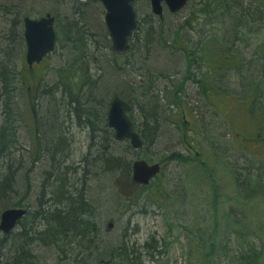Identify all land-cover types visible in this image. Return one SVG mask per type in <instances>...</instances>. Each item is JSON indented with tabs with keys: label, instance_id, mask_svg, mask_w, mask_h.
I'll use <instances>...</instances> for the list:
<instances>
[{
	"label": "rangeland",
	"instance_id": "rangeland-1",
	"mask_svg": "<svg viewBox=\"0 0 264 264\" xmlns=\"http://www.w3.org/2000/svg\"><path fill=\"white\" fill-rule=\"evenodd\" d=\"M85 1L79 0V3ZM96 1L87 0L95 6L94 11H98L100 17L98 19L106 28L104 8L99 1ZM207 1L191 0L190 5L177 16L167 15L165 18H160V22L157 18L154 19V26L160 35L164 34L171 40L170 43H173L172 40L176 38L174 32L179 30L178 37L183 44L188 43V39L191 40L189 44L195 46L199 41L202 44V42L210 40L212 46L214 43V47L218 46L217 50L225 51L226 41L232 40L233 44L236 43L235 47H232V51L241 53L251 51L252 56L258 51L260 55H264V51L261 49L264 47V18L262 22L243 26L233 9L237 3H241L244 8H252L250 0L239 2L237 0H215L216 4L214 0H211V3L202 10ZM219 1L220 3H217ZM253 1H256L258 5L264 3V0ZM134 6L141 19L153 14L151 9L149 10V0H139ZM261 6L263 9L261 12H264V6ZM25 7L22 8L21 13L32 18H40L47 13L55 16L56 28L58 26L64 28L66 20L75 18L73 13H76L77 10L73 2L70 4L60 0H27ZM14 10L16 11L12 0H0V40H2V28L6 25L5 19L10 22L15 14ZM76 18L79 17L76 16ZM141 24L145 27L142 22ZM58 35L62 39L60 33ZM66 44L65 40L62 46L57 41L55 52L39 65V69L46 71L45 77L39 84L42 85V88L43 86L53 87L57 82V69L67 63L64 55ZM98 47L102 49V44L100 43ZM96 50L94 48L92 52H96ZM154 50L158 52V57H164L166 61L157 62L153 58L148 69L147 64L145 65V70L137 64H134L133 68L132 64L128 71H124L125 77L120 79L135 84L137 82L145 83L147 89L158 94L169 86L171 88L172 83L164 78L163 74H160L164 68L158 70L157 68L161 66L160 64L167 68L168 65H171L169 63L172 58L175 61L170 70H165V72L167 71L169 74L175 70L176 79H173V83H177V79L184 76L188 69L184 53L161 42L156 45ZM168 58L170 59L167 60ZM261 58L264 60V57ZM131 60H133V54ZM13 64L16 70L25 69L27 67L25 54L15 51ZM80 64L77 63L76 66ZM149 68H151L150 72ZM86 70L91 81L97 80L100 73L92 64H87ZM152 73L159 76L155 80L156 84L154 83L156 86L151 88L152 84H149L148 80L154 78ZM80 74L79 70H76L73 80ZM234 74L230 70L224 74V83H228V87H233V89L237 83ZM191 84L188 82L184 89L183 109H176L181 111L182 115L184 114V121L187 124L183 125L181 114L176 111L172 117L166 119L169 132H164L154 143L152 142L139 150L129 148V141L116 140L110 130H106L102 134L108 139L103 140V137L98 136V132L93 131V136L91 129L84 125L78 127L79 123L74 114L66 112L67 101L61 100L56 93L54 103L49 96L47 98L44 95L39 98L37 100L38 108L31 113L30 105L35 106L32 97L34 94H32V90L28 92L25 87L23 89L19 87L15 91L18 115L14 126L17 144L16 148L9 149V152L12 157L13 153L19 154L17 161L22 166L20 169L16 167V164L13 168L17 175L20 197L8 206L20 205L24 202L35 211L38 198L43 196L46 199L50 195L52 196L53 190H51L50 184L55 183L60 175L66 173L67 183L77 182L78 188L80 186L83 188L81 190L85 194V201H89L95 206L94 221L101 232L100 236L104 235L106 242L109 241L115 246H124L127 253L134 255L139 264H205L203 260L205 251L199 242H196V239L201 237L199 231L202 229L210 231L216 220L219 221V228L216 232L215 243L220 249L217 250L218 255L215 254V260L211 264H237L238 256L247 252L253 245H257L259 248L262 246L261 249L264 251V243L260 244L261 240L259 239L261 237L264 240V192H258L256 186L251 183L247 193L250 194L254 190L253 196L244 195V192H239L234 177V173L240 172V178L246 176L253 180L256 177L264 179V124L261 126L263 135L261 143L257 144L250 138L260 126L258 120L253 121L254 124L244 130L242 143L237 142L234 133L236 129L233 130L229 125L225 111L221 110L222 105L219 99L214 100L211 94L208 97L205 96L196 85ZM88 85L86 83L85 91ZM111 86L112 89L115 88L114 85ZM159 89L160 91H158ZM233 89L229 88L228 90L232 92ZM107 91L109 89L101 88L98 94L106 97L110 93ZM164 93L166 92L164 91ZM243 107L245 105L232 101L230 107L226 109L227 113H233V120L236 124H239L243 118ZM48 117L58 120V124L64 127V130H61V136H65L68 142L62 147L64 156L59 154L55 159L48 157L49 149L46 146L50 145V141L47 142L46 137L43 138V145L40 149L39 142L37 143V132L43 136V128L44 125H47ZM132 117L139 128L143 129L141 125L143 119L137 105L133 110ZM44 120L47 121L45 124ZM51 120L53 121V119ZM70 125L72 126L67 133V128ZM244 126L247 124L244 123ZM44 135L46 134L44 133ZM183 139L194 147L195 152H199L200 161H204L212 169L213 177L210 178L204 172L201 164L194 160L195 152H188ZM100 144L106 147V149L102 148L104 151L109 150V156L125 157L132 164L135 160L141 159L146 161L151 159L150 163H158L175 153L189 157L191 161L186 163L175 159L166 161L162 165V172L148 189H141V186L134 183L130 176L123 178L121 173L117 177L120 185L116 186L114 179L104 171L99 174L102 177L100 180L95 179L91 166H89L91 174L86 173L87 166L83 160L88 157L92 161L98 157L101 150ZM1 166L6 168L3 160H1ZM25 166L31 168L32 171L29 172ZM247 169L251 174L247 173ZM27 177L31 180L29 182L31 188L28 192L25 189V178ZM212 178L214 183L221 188L219 191L214 190V194L210 184ZM68 190L75 197L81 193V190L71 188ZM140 197L141 199H139ZM213 197L217 206L214 209L212 208ZM57 202H59L58 198ZM2 211V207H0V214ZM110 223L112 227L109 228ZM22 229V226H18L7 238L0 234V258L4 253L7 254L8 249L14 244V238H17L16 235H19ZM196 233L199 235L196 236ZM33 249H35L34 253L39 255L42 264H64L55 248L52 250L50 247L35 244ZM262 264H264V257Z\"/></svg>",
	"mask_w": 264,
	"mask_h": 264
},
{
	"label": "trees",
	"instance_id": "trees-1",
	"mask_svg": "<svg viewBox=\"0 0 264 264\" xmlns=\"http://www.w3.org/2000/svg\"><path fill=\"white\" fill-rule=\"evenodd\" d=\"M23 1L25 6L27 0ZM60 1H63L64 3L69 2L70 4H72L73 2V4L76 5L77 8L76 13L72 12L73 15H75V18L71 20L72 24L68 23L67 29L58 26V28H56V31L57 41L59 45L62 46L63 41L65 40L66 42H70L69 45H74L76 49L80 51V53L82 50V55L77 54L73 58V61H75L73 63H81L79 66H76V64H74L81 74L78 76V78H74L73 80L75 73L63 67L59 70V76L57 77L58 80L54 84V86H43L42 88V85L40 86L39 84L45 77L46 71H42L41 69H39L40 66L34 67L32 69H28V67H26L23 70H16L13 64L12 49L8 47L5 49H0L1 147H7V149L16 148L17 139L15 140L16 129L14 126V122L17 118L18 113L16 110L17 105L15 99V91L19 87L22 89L23 87H25L26 91L28 92L32 90V94H34V96L32 97L36 107L30 105V112L38 108L37 100H39V98H41L42 96L44 97V95H46L47 98L49 96L53 101L51 102L54 103L56 93L57 96L61 98V100L67 101L65 106L67 108L66 112L68 113L74 111V116L77 117V122L79 124L81 123L82 125H86L91 129L92 133L96 127L94 124V119L102 123V125L104 126L103 128H100L106 129L105 124H107V108H105V100L109 95L115 94L122 97L123 99L128 101V103L132 107L133 101H135L139 106L140 113L143 119V121L141 122L143 129L139 128L134 118L132 117L134 110L133 108L132 111H130L129 115L134 123V129L140 134L143 140V147H145L152 142L154 143L160 136H162L164 132H169V128L167 126V118L172 117V115H174L177 111L176 109H183V94L184 89H186L187 86L183 84H185L186 82H191V85H197L200 83L197 88L200 89L205 96L208 97L209 94H211V96L214 97V100L219 99L220 104L222 105L221 110L225 111V116L228 119L227 121L229 125L233 128V130L236 129L234 133L236 134L235 140L237 142L242 143L241 141L244 140L242 133L248 126L250 127L254 124L253 121L257 120L260 126L257 128V130H255L254 135H252L250 138H252L253 141L257 144L263 141L261 126L262 124H264V60H262L261 57H264V55H260L258 51H256L253 56L248 51L246 55L245 53H241L240 51H232V47H235L236 45V43L233 44L232 40L226 41L227 44H225V51L217 50L216 48L218 46L214 47L215 43L214 46H212L213 44L210 42V40L204 41L202 42V44L199 41L195 46L193 44H189L191 40L188 39V43L183 44L178 37L179 30H176L174 32L176 38L172 40L173 43H170L171 40H169L164 34L160 35V33H158V37H154L153 30L156 28L154 26V19L157 18V20L160 22V18L151 14L149 16H145L144 19H141L138 11L135 9L138 25L133 34V38L130 40L131 48L127 54L119 56L113 51L112 46L110 45L111 40L109 39L108 35H106L104 31L105 29L98 19L99 16H93V19L91 18V20L83 22L84 25H80L77 21L78 19H76V16H84L86 13V16L92 17L91 12H88L86 10L87 8L82 5V2L79 3L78 0ZM237 1L239 2L242 0ZM210 3L211 0L205 2L202 10H204ZM214 3L216 4L215 0ZM217 3H220V1ZM250 3V6L252 8H244L243 6H241V3H237L236 6L233 5V9L237 13L239 22L241 21V25L243 26L250 24L254 25L256 22L260 21L262 22L264 18V12H261V10H263L261 5L264 6V3L258 5V3L253 0H250ZM14 8L16 9V14L18 16L21 13L20 6L14 5ZM178 14L179 13L171 14L165 12L163 17L165 18V16L167 15L177 16ZM141 22L145 27H143ZM59 33L62 36V39L59 38ZM100 33H102L105 37V39H102V42L99 38ZM72 37H74V39L76 37L75 43ZM135 40L141 41L143 42V44L137 46L133 42ZM156 40L167 45L168 47H172L176 50L182 51L185 55L186 64L188 65L186 74L182 76L184 79L183 82L178 81L177 83H173V79H175V77L167 78L172 83L173 88L172 86L171 88H169V86L166 90H164L166 92L165 96L164 91H161L158 94H154L152 90L145 87V83L142 84L141 82H137L135 84L134 82H122L121 80L119 82L117 76L112 75L111 71L106 72L107 67L109 68L108 70H111V68H115V63L113 64L112 61H110L112 62L110 64L106 63L107 61L105 60V58L107 55L111 56L113 58V61L122 60L123 65L131 66L133 64L132 67L134 66V64H137L141 66V69L144 70L146 64L148 69V65H150L153 58L156 59L155 61H166L164 57H158V52H155L154 50L156 47ZM100 43L102 44V49L106 48V50L108 51L107 55L101 54V49H99L98 47ZM94 48L97 49V53L92 52ZM135 49L137 50L136 52ZM261 49L264 51V47ZM18 52L24 54L22 51ZM132 54L133 60H131ZM68 58L72 59V56H68ZM169 59L170 58H168L167 60ZM174 61L175 60L171 58V63H169L171 65H168L165 70H169ZM89 63L92 64L100 73L97 80L95 81L90 80L89 74L85 68ZM117 66L119 67V65ZM120 68L122 67L120 66ZM151 68H149V72ZM228 70L235 73L234 79L237 83L234 89L233 87H228V83H224V74ZM151 75L154 76V78L152 79L153 81H155L157 76L153 74ZM86 83L89 84L86 89L87 93L85 91ZM202 84L204 87L202 86ZM111 85H114L115 88L112 89ZM101 88L109 89V91H107L110 92L109 95L106 97L100 96L98 92L101 90ZM229 88L233 89L232 92L228 90ZM66 94H69L70 97H67ZM75 94L79 95L80 97H76ZM232 101L233 103H241L245 105L242 111L243 118L241 119L239 124H236L235 120H233V113H227L226 111V109L230 107V103ZM177 112L178 114H181V111ZM180 116L183 119V125L187 124L186 121H184V114H181ZM51 119H53V121ZM51 119H49L48 117V122L45 121L46 118L44 120V124L45 122H47V125H44V129L48 130V133L46 136L44 135V138L51 137L50 143H52L53 145V150L51 151L47 146L46 148L49 149L48 156L51 159H55V157L57 158V155L64 154V152H62L64 149L62 148L63 145H61V130L58 126H55V124L58 123V120H55L53 117ZM49 120L50 122L52 121V125L50 124ZM244 123H246L247 126H244ZM173 125L176 126V124L174 123ZM36 137L38 140L37 143L39 142L40 149L41 145H43V141L38 132ZM128 146L129 148H132L130 145ZM102 148L106 149L103 144H100V155L98 157H95L94 160L89 161V164L91 166L90 168H92L93 172L97 173V175H99L100 172L103 171L109 174L114 179V183L117 184L116 186H118L120 185L117 179L119 173L122 174L123 178H127L128 176L131 177L132 162L128 161L127 159H125V157L122 156H109V150L104 151ZM172 159L181 161L183 163L191 161L189 157H185L180 153H175L171 157L166 158L163 161H159V163L164 165L166 161ZM194 160L201 164L204 172L207 173L210 178L211 176L213 177L212 169L207 166V163H205L204 161H200V155H195ZM150 161L151 159L148 160L149 163ZM247 171L248 174H251L249 173V169H247ZM239 174L240 172L234 173V177L237 181V187L240 193L244 192V195L253 196V189L252 193H247L251 187V183L256 186L258 192H264L263 178L256 177L254 180L246 176H242L240 178ZM96 178L97 177H95V179ZM10 182L11 181H8V183L0 181V201L9 197L8 191L10 186H12V183ZM59 182H61V185H59L58 188H55V185H57ZM62 182L63 181L61 179H57L55 183L50 184L51 188L55 189L53 190V194H57L59 203L57 205L58 208H56V212L53 215L44 213V215L42 216V231H35V229L33 228L34 221H32L31 223L28 222L26 225H23V231H21L19 235H16L17 238H14V244L8 249L7 254L4 253L0 258V264H42V260L40 259L39 255L34 253L35 249H33V247H35V244H37V246L47 248L50 247V249L52 250H54L55 248V250H57L59 258L61 257L62 252L60 247L66 244L65 247L67 248V251L65 252V255L68 254L70 255V257L69 259H66V261H64V264H96L100 262H109L110 264H123L127 261V259H125V261L119 259V256L121 254H128L124 246H115L109 241L106 242V240L104 239L105 237H103L104 235H102V237L100 236L101 232L99 231L97 224L94 221L95 215H92V213H95V206H93L89 201H78L76 197L75 199L72 198L73 196H71V194H68L66 196L63 195V193L61 192L63 191ZM210 184L213 194L214 190L219 191L221 189L214 183L213 178L210 181ZM149 186H141V189H148ZM141 197L139 199H141ZM212 200V208H217L216 202L214 203V197L212 198ZM20 205L18 206L20 207ZM8 207L9 206H5L4 208H2V210L7 209ZM218 228L219 221L216 220L214 227L210 231H208L207 229H202V231H199L201 237L199 239H196V242H199L200 246L205 251V253L203 254V260L205 264H211V262L215 260V254L216 256L218 255L217 250L220 248H217L215 243L216 232ZM29 234L30 236H27ZM197 234L199 235V233H196V236H198ZM259 239L261 240L260 244H263L264 240L261 237ZM261 247L259 248L257 245L250 246L247 252L245 251L238 256L237 264H262L264 251L261 249ZM128 255L130 258V254ZM136 261V257L133 256L131 258L132 264H139Z\"/></svg>",
	"mask_w": 264,
	"mask_h": 264
},
{
	"label": "water",
	"instance_id": "water-1",
	"mask_svg": "<svg viewBox=\"0 0 264 264\" xmlns=\"http://www.w3.org/2000/svg\"><path fill=\"white\" fill-rule=\"evenodd\" d=\"M105 9V23L110 34L112 49L117 54H125L130 47L129 38L137 28V15L134 3L137 0H97ZM188 0H150L151 11L155 16L163 17L164 7L170 13L183 10ZM55 17L47 13L39 19L26 17L24 28L27 43L26 62L31 68L34 63H40L44 57L53 52L57 35L55 31ZM130 104L120 97H115L110 105L107 115L108 125L114 131L115 138L127 140L133 149L143 147L139 133L134 130L133 122L129 116ZM161 172L159 163L149 164L146 160H135L132 164L133 182L147 186L151 180ZM26 210L9 208L3 211L0 220V231H12ZM112 224H109V228ZM101 264V263H100Z\"/></svg>",
	"mask_w": 264,
	"mask_h": 264
},
{
	"label": "bare ground",
	"instance_id": "bare-ground-1",
	"mask_svg": "<svg viewBox=\"0 0 264 264\" xmlns=\"http://www.w3.org/2000/svg\"><path fill=\"white\" fill-rule=\"evenodd\" d=\"M13 2H14V5H16V6H20V9L22 10V8H24L25 6H24V1L23 0H12ZM87 1V0H86ZM93 1H96V0H93ZM189 2H191V0H188ZM78 2H79V0H78ZM82 5L84 6V7H86L87 9V11L88 12H91V15H92V17H90V16H86L87 14L85 13V15L84 16H82V15H80V16H78L79 18H76V19H78L77 21H78V23L80 24V25H84V23L83 22H86V21H89V20H91V18L93 19V16L94 17H97V16H99V13H98V11L96 12V11H94V7L95 6H93V5H91L89 2H84V3H82ZM103 6V5H102ZM40 7V6H39ZM104 8V7H103ZM13 12H15V14L14 13H12V14H14V16H13V18H11V21L9 22L7 19H5V23H6V25L2 28V40H0V49H5V48H10V49H12V54L13 53H15V51H22V52H24L25 54L27 53V43H26V33H25V28H24V19L26 18V17H29L28 15H26V14H19L18 16H17V14H16V11L14 10ZM104 12H105V9H104ZM105 14H106V12L104 13V25L106 26V23H105ZM40 17H42V16H40ZM31 18V17H30ZM72 20V19H71ZM71 20H66L67 22L64 24V28L65 29H67L68 28V23L69 24H72V22H71ZM102 22V21H101ZM103 24V23H102ZM137 25H138V22H137ZM7 26V27H6ZM74 26V25H73ZM233 26V25H232ZM232 26H230V27H232ZM105 29V30H104ZM103 30L105 31V33H106V35H109V39H110V34H109V32H108V29H107V27L106 28H104ZM172 29V28H171ZM173 31V30H172ZM153 33H154V37H158V30H157V28H155L154 30H153ZM73 38V41H74V43H75V41H76V37H75V39H74V37H72ZM100 39H105V37L103 36V34L102 33H100V37H99ZM133 38V35L129 38V44H130V47H129V50H130V48H131V43H130V40ZM156 38H154V39H156ZM111 40V39H110ZM134 42V44L135 45H141V44H143V42H141V41H138V40H135V41H133ZM67 44H66V46H65V53H64V55H65V57H66V61H67V63H65V65L64 66H62V67H65L66 69H68V70H70V71H72V72H74L75 73V71L76 70H78V68L74 65V64H76V63H73V62H75V61H73V58L78 54H81L82 55V50H81V53H80V51L79 50H77L76 49V47L73 45L72 46V44L71 45H69V43L70 42H66ZM160 44V42L158 41V40H156V45L157 44ZM110 45L112 46V42H110ZM106 48H103V49H101V54L102 55H107V53H106ZM129 50L125 53V54H127L128 52H129ZM14 51V52H13ZM99 53H100V51H99ZM245 53V55L247 54V51H245L244 52ZM115 54H117V53H115ZM125 54H118L119 56H121V55H125ZM250 54H252V52L250 51ZM68 56L70 57V56H72V59L70 58H68ZM80 57V56H79ZM245 59V58H244ZM77 60V59H76ZM105 60L107 61L106 63L107 64H110V63H112L113 62V64H114V67L115 68H111V70H108L109 68L107 67L106 68V72H108V71H111L112 72V75H115V76H117V78H118V81L120 82V78H123V77H125V75H126V73L124 72V71H128L129 69V67H130V65L128 66V65H123L122 63V60H117V61H113V58L111 57V56H106V58H105ZM110 61H112V62H110ZM159 62H160V60H158ZM157 61V62H158ZM121 64V65H120ZM244 64H245V62H244ZM77 65V64H76ZM117 65H119V67L117 66ZM161 66H159V68H157V70L158 69H160V68H164V71H161L160 72V74L162 75H165L164 76V78H174L176 75V71L175 70H173L171 73H169L168 74V72L166 71L165 72V69H166V67L164 66V67H162V64H160ZM120 66L122 67V68H120ZM62 67H60V68H58L57 69V77L59 76V70L60 69H62ZM86 68V67H85ZM170 70V69H169ZM164 72V73H163ZM152 74H154V73H152ZM155 75V74H154ZM157 76H159V75H157ZM158 78V77H157ZM176 79V78H175ZM179 82H183L184 81V79H183V77H180L179 79H177ZM122 81V80H121ZM149 82V84L151 83L152 85H151V88L152 87H154V86H156L155 84V81H153V79L152 78H150L149 80H148ZM122 82H124V81H122ZM155 83V84H154ZM185 83V82H184ZM200 84V83H199ZM199 84H197L196 85V87H198V85ZM183 85H187V82L185 83V84H183ZM202 86H203V84H202ZM204 87V86H203ZM202 87V88H203ZM167 89V88H166ZM165 89V90H166ZM158 91H160V89L158 90ZM165 94L166 93H164V96H165ZM76 95V97H80L79 95H77V94H75ZM66 96L67 97H70V95L69 94H66ZM115 97H120V96H118V95H115V94H111V95H109L108 97H107V99L105 100V108H107L106 110H107V115H108V113H109V110H110V105H111V102L113 101V99L115 98ZM120 98H122V97H120ZM77 99V98H76ZM123 99V98H122ZM125 100V99H124ZM126 101V100H125ZM128 102V101H127ZM136 105H137V107H138V109H139V106H138V104L135 102V101H133V107L131 106V111H132V108L135 110V108H136ZM139 111H140V109H139ZM69 114H74V111H72V112H68ZM107 115H106V119H107V124H105L106 125V129H102L104 126L102 125V123H100V122H98L96 119H94V124H95V130L94 131H96V133L98 132V136H100V137H103V140H106L107 138L105 137V136H102V134L106 131V130H110L111 132H112V134H113V136H114V138H115V134H114V131L109 127V125H108V118H107ZM75 119H76V121H77V117H75ZM50 124L52 125V121L50 122ZM81 123L80 124H78V127H81ZM84 125V124H83ZM55 126H58L59 128H60V130H64V127H61V125L60 124H58V123H56L55 124ZM71 126L72 125H70L68 128H67V133H68V130L71 128ZM86 128H88L86 125H84ZM100 127H102V128H100ZM33 128V127H32ZM88 129H90V128H88ZM62 130V131H63ZM16 132V131H15ZM41 132V131H40ZM44 133L47 135V133H48V130H45L44 128H43V136L42 135H40V137L42 138V140H43V138H44ZM65 133V132H64ZM41 134V133H40ZM45 135V136H46ZM141 137V136H140ZM17 138L15 137V140H16ZM116 139V138H115ZM47 140V142L48 141H50L51 140V137H49V138H47L46 139ZM108 140V139H107ZM116 140H118V139H116ZM121 141V140H120ZM143 141V140H142ZM51 142V141H50ZM68 144V142H67V139H66V137L65 136H62V139H61V145H63V146H65V145H67ZM56 146H57V144H56ZM62 146V147H63ZM131 146V145H130ZM47 147L52 151L53 150V145H52V143H50V145H47ZM133 149V148H132ZM49 155V154H48ZM49 157V156H48ZM119 157H121V156H119ZM17 158H19V154H17V153H13V157H12V155H11V153L9 152V148L7 149V147H1L0 146V181L1 182H7L8 183V181H11L10 183H12L11 185L12 186H10V188H9V197L8 198H6V199H3L2 201H0V206L2 207V208H4L5 206H8L9 204H11V203H14L15 202V200L16 199H18L19 197H20V193H19V188L17 187V185H18V183H17V175L15 174V171H13V168L15 167V165H16V167H18V168H20V169H22V166L20 165V162L19 161H17ZM22 158V157H21ZM1 160H3L4 162H5V164H6V168H3L2 166H1ZM15 160V161H14ZM20 161H22V160H20ZM84 162H85V164H86V166H87V169H86V173H89V174H91V170H90V168H89V161H91L88 157L87 158H85L84 160H83ZM34 164H36V163H34ZM33 164V165H34ZM32 165V166H33ZM26 167V166H25ZM27 168V167H26ZM89 168V169H88ZM28 169V171L29 172H31L32 171V169L31 168H27ZM93 175L95 176V177H97L96 179L98 180H100L102 177H100L99 175H97V173H93ZM58 179H61V180H63V183H62V190L63 191H61L62 193H63V195H68V194H72V192L70 191V190H68V189H74V190H81V189H83L81 186L78 188V186H77V182H74V181H72L71 183H67V176H66V173H64L63 175H60V177L58 178ZM31 180L29 179V177H27V178H25V189H26V191L28 192L29 191V189L31 188V186H30V184H29V182H30ZM78 183H79V180H78ZM59 185H61V182H59L57 185H55V188H58V186ZM51 190H55V189H53V188H51ZM52 194H53V191H52ZM72 196V195H71ZM63 198V197H62ZM61 198V199H62ZM72 198H74L75 199V196H73ZM77 200L78 201H85V194L83 193V190H81V193H79V195H77ZM58 203L59 202H57V194H53L52 196L50 195V197L49 198H46V199H44V197L43 196H41L40 198H38V205H36V212H38L37 213V217H36V222H35V224H33V228L35 229V231H42V226H43V215H44V213H48V214H54L55 212H56V208H58ZM93 209H94V207H93ZM94 212V211H93ZM2 213V212H1ZM1 215V214H0ZM92 215H94V213H92ZM20 224H18V226H19ZM29 227H30V225H29ZM28 230V229H27ZM34 231V232H35ZM27 236H30V234L29 235H27ZM66 246V244L63 246L62 245V247H60V249L62 250V252H61V257H62V260L63 261H66V259H69V257H70V255H68V254H66L65 255V252L67 251V248L65 247ZM134 255H131L130 254V258H129V255L128 254H121L120 256H119V259H122L123 261H125V259H127V261L126 262H124L123 264H132V262H131V258L133 257ZM94 262V261H93ZM92 262V263H93ZM95 263V262H94ZM106 264H110L109 262H107Z\"/></svg>",
	"mask_w": 264,
	"mask_h": 264
},
{
	"label": "flooded vegetation",
	"instance_id": "flooded-vegetation-1",
	"mask_svg": "<svg viewBox=\"0 0 264 264\" xmlns=\"http://www.w3.org/2000/svg\"><path fill=\"white\" fill-rule=\"evenodd\" d=\"M25 54V53H24ZM46 60V59H45ZM44 60V61H45ZM42 64V63H41ZM36 65H34L32 68H34ZM38 66V65H37ZM31 68V69H32ZM28 69H30V68H28ZM184 146L186 147V149L188 150V152L189 153H193V152H195V150H194V147H192V145H190L189 143H187L186 142V140H184ZM9 208H18V209H24V210H26V213L24 214V216L21 218V220H19L18 221V223H17V225H16V227L12 230V231H10V232H8V233H4V232H2V231H0V234H2L3 236H5L6 238L7 237H9V236H11L12 235V233L15 231V229L18 227V224H20L19 226H22L23 227V225H26L28 222L29 223H31L32 221H34V224H35V222H36V217H37V213L38 212H36L37 210H32L31 209V206H28L27 204H25L24 202L23 203H21V205H20V207L19 206H16V207H14V205H11V206H9L7 209H9ZM6 210V209H5ZM4 211V210H3ZM3 211H2V213H3ZM1 213V214H2ZM0 220H1V215H0ZM25 227V226H24ZM26 228V227H25ZM22 231H23V229H22Z\"/></svg>",
	"mask_w": 264,
	"mask_h": 264
}]
</instances>
